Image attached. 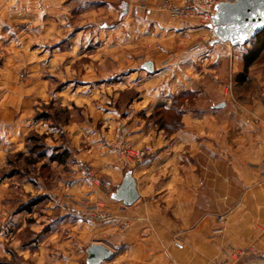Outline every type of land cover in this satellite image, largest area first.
Segmentation results:
<instances>
[{"label": "rangeland", "instance_id": "rangeland-1", "mask_svg": "<svg viewBox=\"0 0 264 264\" xmlns=\"http://www.w3.org/2000/svg\"><path fill=\"white\" fill-rule=\"evenodd\" d=\"M141 1L4 0L7 9L0 11V262L86 264L85 248L99 237V223L111 220L105 202L91 196L93 190H101L110 200L114 191L100 173L104 159L113 165L109 158L113 151L128 163L124 174L130 164L137 165L147 155L130 161L128 150L152 148L107 134L119 131L120 137L131 125L139 130L146 125L147 130L148 123L160 129L155 122L163 117L172 128L175 113L201 108L194 90L176 91L164 85L169 77L198 79L200 72L212 68L210 72L216 73L223 66L234 82L230 56L220 52L217 56L223 64H210L195 52L189 57L182 48L176 64H170V58L160 61L170 57L171 50L159 44L160 33L153 25L141 29L142 17L136 13ZM165 5L159 8L169 14ZM183 21L194 22L193 27L205 33L191 39L190 50H211L207 41L214 39L213 31L198 21ZM155 58L159 70L154 68V73L163 71L158 81L142 68L144 61ZM254 64L264 70V51ZM243 82L244 87L251 84L248 78ZM158 86L171 106L158 103L161 95L149 96L148 90ZM169 109L173 111L163 112ZM59 154L65 157L62 163L56 160ZM102 235L109 239L107 232ZM68 238L70 244L65 245ZM123 241L119 237L109 242L113 255L99 264H147L141 252L131 248L137 240Z\"/></svg>", "mask_w": 264, "mask_h": 264}, {"label": "crops", "instance_id": "crops-1", "mask_svg": "<svg viewBox=\"0 0 264 264\" xmlns=\"http://www.w3.org/2000/svg\"><path fill=\"white\" fill-rule=\"evenodd\" d=\"M3 2L0 0V11L7 9ZM164 3L177 6L180 0H142L136 4L143 5L136 9L142 17L141 29L153 25L160 33L159 44L171 50V56L160 61L170 58V64H176L177 51L182 48L189 57L195 52L210 64H223L217 56L220 52L230 56L234 82L223 66L216 73L210 72L212 68L200 72L198 79L179 74L169 77L164 85L176 91L194 90L201 108L182 110L181 126L171 134L150 123L147 130L146 125L140 130L131 125L120 137L119 131L107 134L149 145L152 152L128 167L139 195L133 204L108 200L103 191L93 190L91 196L105 202L111 220L99 223V237L91 239L88 246L101 243L112 249L109 242L120 237L123 242L137 240V246L131 248L139 250L147 264H264V70L252 64L246 73L251 84L244 87L237 80L244 68V51L238 49L242 45L210 44L212 39H208L211 50H190L191 39L205 35L203 28L170 18L159 8ZM157 59H150L153 71L149 74L154 68L159 70ZM161 74L163 71L154 73L153 78L158 81ZM161 91L159 86L148 90L149 96L161 95L159 104L171 106ZM221 102L224 106L217 107ZM109 156L113 165L104 159L106 165L100 173L115 191L128 163L120 161L113 151ZM129 223L131 227L121 235ZM217 227L222 230L214 231ZM102 232H107L109 239ZM64 242L69 245L70 239Z\"/></svg>", "mask_w": 264, "mask_h": 264}, {"label": "water", "instance_id": "water-1", "mask_svg": "<svg viewBox=\"0 0 264 264\" xmlns=\"http://www.w3.org/2000/svg\"><path fill=\"white\" fill-rule=\"evenodd\" d=\"M207 27L215 36L210 44L227 42L231 46L243 45L264 27V0L219 2L215 5V12ZM241 36L245 37L242 41L238 39ZM142 68L152 72L153 63L146 61L142 64ZM223 106V102L217 105V107ZM110 197L126 206L133 204L139 198L130 169L124 173L121 183ZM112 255V250L101 243H92L85 249L86 264H99L110 259Z\"/></svg>", "mask_w": 264, "mask_h": 264}, {"label": "built area", "instance_id": "built-area-1", "mask_svg": "<svg viewBox=\"0 0 264 264\" xmlns=\"http://www.w3.org/2000/svg\"><path fill=\"white\" fill-rule=\"evenodd\" d=\"M234 0H180V4L175 6L172 3H167L165 8L169 11L171 17L180 20H194L198 21L202 25L209 24L211 22V16L215 12V5L219 2H232ZM151 149L146 148L139 150H128L127 154L132 156L130 161H140L145 154H148ZM100 217H106L105 214H100ZM218 220L221 222L222 217ZM222 227H217L214 231L219 232Z\"/></svg>", "mask_w": 264, "mask_h": 264}, {"label": "trees", "instance_id": "trees-1", "mask_svg": "<svg viewBox=\"0 0 264 264\" xmlns=\"http://www.w3.org/2000/svg\"><path fill=\"white\" fill-rule=\"evenodd\" d=\"M242 46H246V49L244 50L243 56H242L243 63H244L243 72L241 73V76H239V79H237L239 82H243L245 80V75H246L248 68L258 60L261 53L264 51V27L262 28V30L257 35H255L254 38H252L251 40H249L248 42H246ZM157 109L159 111L163 110L162 107L161 108L158 107ZM172 111L173 110L169 109V110H165L163 112L170 113ZM175 114L176 115L172 116V118H174L172 121L173 122L172 128L169 127V125H171V124H168L167 120L164 119V117L160 118L155 123H157L159 128L163 129L167 134H171L172 132H174L176 129H178L181 126V122H180L181 112H178ZM56 160H58V162L62 163L65 160V157H64V155L62 156L61 154H59ZM0 264H11V263L8 261H3V262H0Z\"/></svg>", "mask_w": 264, "mask_h": 264}, {"label": "snow or ice", "instance_id": "snow-or-ice-1", "mask_svg": "<svg viewBox=\"0 0 264 264\" xmlns=\"http://www.w3.org/2000/svg\"><path fill=\"white\" fill-rule=\"evenodd\" d=\"M238 39H240L242 41L245 39V37L241 36V37H238Z\"/></svg>", "mask_w": 264, "mask_h": 264}]
</instances>
